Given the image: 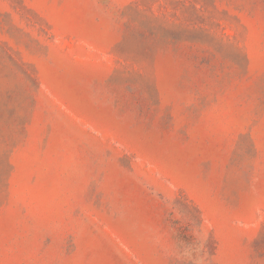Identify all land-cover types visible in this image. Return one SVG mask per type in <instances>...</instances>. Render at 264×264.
I'll use <instances>...</instances> for the list:
<instances>
[{"label": "rangeland", "instance_id": "1", "mask_svg": "<svg viewBox=\"0 0 264 264\" xmlns=\"http://www.w3.org/2000/svg\"><path fill=\"white\" fill-rule=\"evenodd\" d=\"M0 264H264V0H0Z\"/></svg>", "mask_w": 264, "mask_h": 264}, {"label": "trees", "instance_id": "2", "mask_svg": "<svg viewBox=\"0 0 264 264\" xmlns=\"http://www.w3.org/2000/svg\"><path fill=\"white\" fill-rule=\"evenodd\" d=\"M20 65L16 63V65H11V73L17 75L19 73Z\"/></svg>", "mask_w": 264, "mask_h": 264}]
</instances>
